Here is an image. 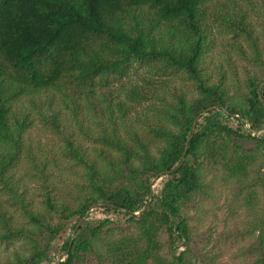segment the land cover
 Returning a JSON list of instances; mask_svg holds the SVG:
<instances>
[{
	"label": "trees",
	"instance_id": "1",
	"mask_svg": "<svg viewBox=\"0 0 264 264\" xmlns=\"http://www.w3.org/2000/svg\"><path fill=\"white\" fill-rule=\"evenodd\" d=\"M218 184L264 185V0H0V264H197Z\"/></svg>",
	"mask_w": 264,
	"mask_h": 264
},
{
	"label": "rangeland",
	"instance_id": "2",
	"mask_svg": "<svg viewBox=\"0 0 264 264\" xmlns=\"http://www.w3.org/2000/svg\"><path fill=\"white\" fill-rule=\"evenodd\" d=\"M155 181L157 177H154ZM252 188L254 191L235 184H218L212 192L213 197L206 198L197 207L189 208L192 235L189 246L197 264L253 263L254 254L249 245L256 240L260 231L259 218L254 216L252 206L258 212L264 208V185H252ZM162 242L163 251L168 252L165 235ZM179 246V250L185 248L181 244ZM0 248H5V245H0Z\"/></svg>",
	"mask_w": 264,
	"mask_h": 264
},
{
	"label": "water",
	"instance_id": "3",
	"mask_svg": "<svg viewBox=\"0 0 264 264\" xmlns=\"http://www.w3.org/2000/svg\"><path fill=\"white\" fill-rule=\"evenodd\" d=\"M211 108H213V106H211ZM210 109V108H209ZM208 109H206V111H207ZM195 124H196V121H194V126H195ZM193 130H194V128H193ZM156 178V177H155ZM153 180H154V178L153 179H151V183L153 182Z\"/></svg>",
	"mask_w": 264,
	"mask_h": 264
}]
</instances>
